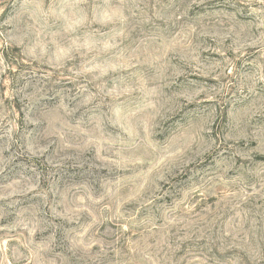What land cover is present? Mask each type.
Returning <instances> with one entry per match:
<instances>
[{
    "label": "rangeland",
    "instance_id": "rangeland-1",
    "mask_svg": "<svg viewBox=\"0 0 264 264\" xmlns=\"http://www.w3.org/2000/svg\"><path fill=\"white\" fill-rule=\"evenodd\" d=\"M0 264H264V0H0Z\"/></svg>",
    "mask_w": 264,
    "mask_h": 264
}]
</instances>
